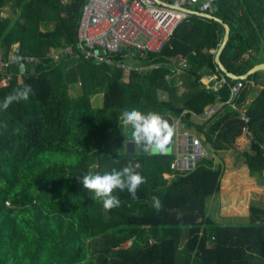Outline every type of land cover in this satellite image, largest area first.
<instances>
[{
	"label": "trees",
	"instance_id": "obj_1",
	"mask_svg": "<svg viewBox=\"0 0 264 264\" xmlns=\"http://www.w3.org/2000/svg\"><path fill=\"white\" fill-rule=\"evenodd\" d=\"M85 2L0 0V52L17 46L42 58L49 48L75 45ZM216 2L212 15L230 27L221 61L242 76L264 63V50L254 47L264 45L254 38L264 33V0ZM225 31L216 20L189 15L145 60L113 58L142 69L128 80L115 65L82 58L44 60L21 81L16 66L12 80L0 73V264H264V207L249 206L246 224L208 217L223 175L213 157L167 180L171 154L126 148L130 119L167 115L203 135L214 154L235 149L243 127L238 112L225 106L210 121L194 120L226 103L239 81L215 61ZM174 58L187 59L186 67L176 72ZM213 75L228 84L208 90L202 80ZM242 83L235 106L246 108L252 139L241 155L258 181L264 89L245 105L250 84L264 86V72ZM97 94L100 107L91 103Z\"/></svg>",
	"mask_w": 264,
	"mask_h": 264
},
{
	"label": "built area",
	"instance_id": "obj_2",
	"mask_svg": "<svg viewBox=\"0 0 264 264\" xmlns=\"http://www.w3.org/2000/svg\"><path fill=\"white\" fill-rule=\"evenodd\" d=\"M216 1L218 0H86L81 11L75 45L49 49L43 58L24 56L14 46L8 54H0V73L7 74V79L12 80L16 66V76L22 80L28 67L40 65L44 60L56 64L63 58H82L115 65L123 70L124 76H129L131 71L142 69L121 62L115 63L114 57L145 60L148 53L158 52L167 43L180 21L195 13L201 16L212 15L217 10ZM171 60L172 69L178 72L174 67V59ZM185 63L186 61H179L176 66L184 67ZM227 84L226 78L221 77L212 85H206V88L219 90ZM178 86H181V82H178ZM242 88V80L229 86L228 101L206 108L202 119L210 121L225 106L230 107L238 112L239 121L243 124L241 133L250 141L252 136L247 127L249 118L244 109L235 106ZM177 142L178 146L169 165L171 173L165 174V179L193 172L198 161L209 155L202 139L192 132H185Z\"/></svg>",
	"mask_w": 264,
	"mask_h": 264
},
{
	"label": "crops",
	"instance_id": "obj_3",
	"mask_svg": "<svg viewBox=\"0 0 264 264\" xmlns=\"http://www.w3.org/2000/svg\"><path fill=\"white\" fill-rule=\"evenodd\" d=\"M200 17H202V16H200ZM203 18H205V17H203ZM225 30H226V28H225ZM255 30H256V28H255ZM226 32H227V30L225 31V35H226ZM224 38H225V36H224ZM254 38H255L256 42H259V43H261L262 41L264 42V33L255 34ZM68 46H70V45H68ZM62 47H64V46H62ZM254 47L258 48L257 50H260L262 52L264 50V45H254ZM49 49H58V48H49ZM49 49H48V51H49ZM0 54L2 55L3 53L0 52ZM262 55H264V53H262ZM244 58H246V55H244ZM63 59H65V58H63ZM170 61H172V60L170 59ZM179 61H186L185 67H186L188 62H187V59H183V58L175 59L174 58V62H173L174 67H176L178 70L181 71L183 69H180V67L176 66V63ZM49 62H51V61H49ZM58 63H56V64L52 63V64L57 65ZM138 66L144 67L143 64L138 65ZM208 77L209 76L204 77V79L202 81L205 85H212V82H213V80L216 79V76L213 75L209 78ZM237 77H239V76H237ZM127 78H128V76L126 77V79ZM238 79H241V78H238ZM233 80H236V79H233ZM250 86L251 87H250L249 96L247 98L246 105H245L246 107L251 105L253 100L255 98H257L258 93L260 92V89H262V88L264 89V86L261 87L260 85L254 84V83H251ZM243 109H244V111H246V108H242L241 110H243ZM194 120L197 124L207 122V120L202 119V115L199 117L194 116ZM172 122H173V126H172L173 139H172L169 154H171L173 156V152L175 151L176 147L178 146V142H176V146L174 148L172 147L174 140L176 138L178 139L181 135H183L185 132H187L188 129H186L183 125H181L178 120L172 119ZM147 127H148V129H150L149 126H147ZM148 129L146 130V132L150 133V131ZM181 130H183V131H181ZM191 131L194 132L193 134L198 136V133L196 131H194V130H191ZM199 137L202 139V142L204 144V140H205L204 136L202 135ZM132 142L135 143V145H138L136 138L133 139ZM248 142H249V139L246 137V135L241 134L235 140V149L234 150L219 151L216 154H213L211 156L214 158L215 164L219 165L221 167V169L223 170V175H222V178L220 181V191H219L218 195L212 197V200L210 201L211 212L214 214V217L212 216L209 218L215 224H219L218 222L230 220V219L234 220L238 224H246L248 221V216H249V206H251L253 204L254 205L257 204V205H260L261 207H264V174H262V177L258 181L256 180V178L250 177L249 172H248V168L244 162V159L242 158V156H240V158H239V153L244 152L246 149L249 148V147L245 148L247 146ZM136 147L140 148L139 146H136ZM205 147L207 149L210 148L209 145H205ZM150 149L152 150L151 143H148V147H147L146 151L149 152ZM161 150L162 149L159 148V152L163 153L162 152L163 150L162 151ZM234 155L236 157L232 158ZM229 159H231V162H230V165L228 166ZM219 163H221V164H219ZM163 177L165 178V174L163 175ZM207 209H208V206H207Z\"/></svg>",
	"mask_w": 264,
	"mask_h": 264
},
{
	"label": "water",
	"instance_id": "obj_4",
	"mask_svg": "<svg viewBox=\"0 0 264 264\" xmlns=\"http://www.w3.org/2000/svg\"><path fill=\"white\" fill-rule=\"evenodd\" d=\"M195 15L201 16L197 13H195ZM202 17L218 21L219 23L223 24L227 30L224 41L221 44L215 57L216 63L218 64L220 70L225 75H227L231 79L241 78L242 80L243 79L245 80L249 75L257 71L264 72V63L253 66L246 74L239 77L234 76L233 74L228 72V70L224 67L221 61V55L230 39V27L229 25H227L221 19L215 17L214 15L204 14L202 15ZM32 72H34V70H32ZM135 120H136V141L138 143V146L143 151H146L148 147V143H151L153 153H159V147H161L163 153L165 154L170 153V147L173 139V131H172L173 122L170 116L167 115L137 116ZM147 126H149L150 129H148ZM147 129L150 131V133L146 132ZM126 148L128 151H133L135 149V143H133L132 141L127 142Z\"/></svg>",
	"mask_w": 264,
	"mask_h": 264
},
{
	"label": "rangeland",
	"instance_id": "obj_5",
	"mask_svg": "<svg viewBox=\"0 0 264 264\" xmlns=\"http://www.w3.org/2000/svg\"><path fill=\"white\" fill-rule=\"evenodd\" d=\"M126 58V60H128L129 62H133V61H135V59H132V58H130V57H125ZM138 65H141V63H138ZM125 77V76H124ZM127 77V76H126ZM126 77H125V79H126ZM128 80V79H127ZM92 105L93 106H95V107H100L101 106V94H97V96H95V97H93V99H92ZM127 129L129 130V132H127V134H126V136H127V138H129V139H127L128 141H132L133 139H135L136 138V122H135V119L133 120V119H130L129 120V122L127 123ZM134 127V131L133 130H131V127ZM181 131H183V130H181ZM189 132H192V133H194L193 131H191V130H188ZM127 141V142H128ZM176 142H177V138L174 140V142H173V144H172V147L174 148L175 146H176ZM249 144H250V141L247 143V146L245 147V148H248L249 147ZM136 146H138V145H136ZM159 148H161V147H159ZM243 150V149H242ZM248 149H246L245 151H247ZM150 151H153V150H151L150 149ZM208 152H209V155H208V157L210 158L214 153L210 150V148H208ZM239 152V151H238ZM240 156H242L241 155V152L239 153V158H240ZM234 157H236L235 155L232 157V158H234ZM219 158V157H218ZM238 158V157H237ZM242 158H243V156H242ZM230 162H231V159H229V162H228V166L230 165ZM241 162V161H240ZM219 164H221V163H219ZM167 180H169V179H167ZM217 196V195H216ZM212 199H210V200H208V202H207V206H208V217H214V214L211 212V207H210V201H211ZM259 207H261L260 205H258ZM219 224H221V225H227V226H231V225H236V224H238V223H236L234 220H232V219H230V220H225V221H221V222H218Z\"/></svg>",
	"mask_w": 264,
	"mask_h": 264
},
{
	"label": "clouds",
	"instance_id": "obj_6",
	"mask_svg": "<svg viewBox=\"0 0 264 264\" xmlns=\"http://www.w3.org/2000/svg\"><path fill=\"white\" fill-rule=\"evenodd\" d=\"M217 79L213 80V83L216 81ZM236 80H242V79H236ZM213 106V105H212ZM208 108V107H207ZM136 146V145H135ZM162 151V150H161Z\"/></svg>",
	"mask_w": 264,
	"mask_h": 264
}]
</instances>
